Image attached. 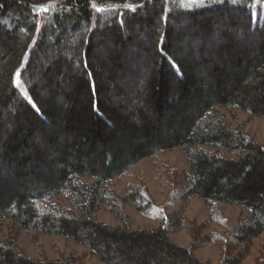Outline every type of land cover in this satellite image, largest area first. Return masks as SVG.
Returning a JSON list of instances; mask_svg holds the SVG:
<instances>
[{"label": "trees", "instance_id": "trees-1", "mask_svg": "<svg viewBox=\"0 0 264 264\" xmlns=\"http://www.w3.org/2000/svg\"><path fill=\"white\" fill-rule=\"evenodd\" d=\"M254 2L0 0V264H80L27 256L20 230L62 236L104 264H206L193 250L211 243L217 264L242 263L264 232V145L222 109L264 118V0L255 15ZM175 147L187 169L162 204L143 185L109 189ZM194 197L224 230L198 238L192 223L191 243L176 244ZM128 202L159 225L132 228ZM102 204L119 225L96 216ZM227 204L244 213L233 226Z\"/></svg>", "mask_w": 264, "mask_h": 264}, {"label": "rangeland", "instance_id": "rangeland-1", "mask_svg": "<svg viewBox=\"0 0 264 264\" xmlns=\"http://www.w3.org/2000/svg\"><path fill=\"white\" fill-rule=\"evenodd\" d=\"M44 5V0H32ZM263 6V5H262ZM259 7V0L253 4V13ZM16 86L19 91L26 95L25 89L16 77ZM233 124H241L243 129L253 138L264 145V118L250 116L246 112L238 109H222ZM187 161L182 147H175L165 152L158 153L155 157L145 158L133 165L122 177L116 178L109 185V189L120 194L124 193L127 185L146 186L155 204H162L165 197L173 188L175 176L182 171H186ZM178 207L167 208L168 212L177 210ZM125 213L132 228L152 229L159 225L158 220H154L138 214L130 202L125 205ZM220 211L227 218L229 225L233 226L238 222L243 214L235 205H220ZM186 226L176 232L170 233L173 242L179 245H189L192 241L189 227L192 223L195 226H203L195 236H204L210 232H221L224 228L212 222L208 216V210L197 197L192 198L185 210L181 211ZM96 216L103 222L110 225H119V221L102 204ZM195 230V228H193ZM6 233V229H4ZM18 249L27 256L36 259H61L71 258L80 264H104L93 256L86 248L72 241L66 240L58 235L35 234L31 231L20 230L16 237ZM264 250V232L250 246L248 256L241 264H254L255 260ZM194 254L206 264H217L220 257V247L215 244H206L195 247Z\"/></svg>", "mask_w": 264, "mask_h": 264}, {"label": "snow or ice", "instance_id": "snow-or-ice-1", "mask_svg": "<svg viewBox=\"0 0 264 264\" xmlns=\"http://www.w3.org/2000/svg\"><path fill=\"white\" fill-rule=\"evenodd\" d=\"M98 11L101 10V9H97Z\"/></svg>", "mask_w": 264, "mask_h": 264}]
</instances>
